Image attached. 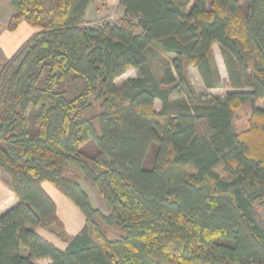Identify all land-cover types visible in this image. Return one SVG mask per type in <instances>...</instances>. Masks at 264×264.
I'll return each mask as SVG.
<instances>
[{
	"label": "trees",
	"instance_id": "16d2710c",
	"mask_svg": "<svg viewBox=\"0 0 264 264\" xmlns=\"http://www.w3.org/2000/svg\"><path fill=\"white\" fill-rule=\"evenodd\" d=\"M99 2L10 0L0 20V33L37 29L0 66V171L18 200L0 214V264H264L252 213L264 208V0H120L122 19L90 26ZM214 45L224 97L188 79L195 68L208 90L225 83ZM45 183L84 215L76 236Z\"/></svg>",
	"mask_w": 264,
	"mask_h": 264
},
{
	"label": "rangeland",
	"instance_id": "374dc122",
	"mask_svg": "<svg viewBox=\"0 0 264 264\" xmlns=\"http://www.w3.org/2000/svg\"><path fill=\"white\" fill-rule=\"evenodd\" d=\"M102 3H96V8L95 10L90 11V15L87 18L89 21L90 26H102L104 22H110V23H115L118 20L122 19L124 14L122 13V6L120 5V1L118 0H111L110 5L108 6V9H102L101 6ZM9 23V21H8ZM7 23V24H8ZM6 24V25H7ZM156 48L160 51L161 46L160 45H155ZM213 54L216 58L217 64H218V69L221 77V81L225 82L223 85L219 86L218 88L208 90L201 78V75L195 68H188V79L190 83L193 85L194 89L197 92H207L209 91L210 93L214 95H220L222 97L226 96L228 93L232 91V88L230 86V76L224 61V58L222 56L220 47L218 45L213 46ZM156 62V68L160 69V63L158 64V60ZM138 76V72L136 70H130L127 72L124 76L119 78L116 81L117 86H121L127 79L130 78H136ZM172 103L175 105L177 104H183L186 102L184 97H174L171 99ZM256 106L259 109L264 110V100L263 101H258L256 103ZM162 104L160 101L156 103V109L161 110ZM251 113V108L249 105H245L243 108L239 109L238 111L235 112L234 114V121L235 125L238 131H241L245 128L248 127V119L250 117ZM155 155V149L153 148V151L150 153V158L149 160L153 159ZM71 173H78V171L75 168H70ZM0 181L4 183V185L9 186L10 181L9 178L6 174L0 171ZM83 187L84 189L89 193L92 204L100 209L103 212H108L109 208L107 203L101 198L98 190L96 188L91 187L87 183L83 182ZM253 216L256 219L258 225L264 229V208L258 207L257 205L253 206ZM55 236L54 234H52ZM57 238V236H55ZM48 262L45 261H39L37 264H47Z\"/></svg>",
	"mask_w": 264,
	"mask_h": 264
},
{
	"label": "crops",
	"instance_id": "0c3cea01",
	"mask_svg": "<svg viewBox=\"0 0 264 264\" xmlns=\"http://www.w3.org/2000/svg\"><path fill=\"white\" fill-rule=\"evenodd\" d=\"M120 1V0H118ZM111 0L105 4L106 7L102 8L108 9ZM103 4H101L102 6ZM96 4L92 5L87 13V18L91 14L90 11L95 10ZM122 8V7H121ZM122 13L124 14V9L122 8ZM15 14V11L11 7L10 0H0V20L6 25L8 21ZM37 29L29 26L25 21L21 22L20 27L15 32H9L7 30L0 33V66L5 64L12 55L19 49V47L25 43ZM44 188L47 193L52 197L57 205L58 216L63 222L66 232L70 236H76L85 226V217L82 212L75 206V204L61 194L55 187L49 183L44 184ZM18 200L12 191L10 184L5 186L3 182L0 181V214L5 212L7 209L15 206ZM35 232L41 236L43 239L53 244L60 250H65L67 244L53 236L50 232L44 230L41 227L35 228ZM43 262V261H42ZM47 264H51L50 261ZM38 262H36L37 264Z\"/></svg>",
	"mask_w": 264,
	"mask_h": 264
}]
</instances>
